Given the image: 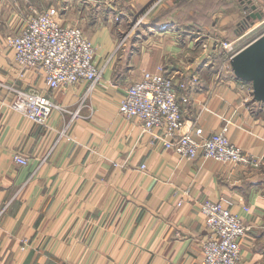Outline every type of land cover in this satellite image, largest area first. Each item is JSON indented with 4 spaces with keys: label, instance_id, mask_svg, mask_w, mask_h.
<instances>
[{
    "label": "crops",
    "instance_id": "crops-1",
    "mask_svg": "<svg viewBox=\"0 0 264 264\" xmlns=\"http://www.w3.org/2000/svg\"><path fill=\"white\" fill-rule=\"evenodd\" d=\"M252 2L264 11V0ZM49 6L93 43L102 68L96 83L49 92L41 74L16 63L6 36ZM246 7L247 0H0V264H198L207 198H224L243 219L237 264H264V97L229 58L264 35L253 32L264 16L243 28ZM159 64L176 83L196 77L185 89L179 133L203 139L225 127L257 165L188 159L119 113L129 84ZM5 84L49 94L60 106L44 123L32 121L11 108ZM16 152L28 163L16 162Z\"/></svg>",
    "mask_w": 264,
    "mask_h": 264
},
{
    "label": "built area",
    "instance_id": "built-area-1",
    "mask_svg": "<svg viewBox=\"0 0 264 264\" xmlns=\"http://www.w3.org/2000/svg\"><path fill=\"white\" fill-rule=\"evenodd\" d=\"M57 14V8L49 6L30 16L20 30L6 36L16 63L22 70L34 69L41 74L49 92L79 81L96 83L101 78L102 68L96 62L93 43L79 26L61 23ZM124 39L119 40V46ZM214 41L232 49L230 41L217 38ZM234 55L232 52L229 58ZM189 79L194 81L196 77H181L176 83L161 64L153 70H144L126 88L118 111L127 119L137 118L143 129L151 132L163 146L188 159L212 158L229 164L257 165L254 156L246 154L229 139L225 127L203 139L194 137L189 131L179 133L184 123L181 104L188 100L185 89ZM5 87L12 95L11 108L32 121L44 123L51 109L60 106L49 94L36 89L14 84H5ZM195 131L200 133L201 128ZM13 158L20 164L28 163L27 157L19 152L14 153ZM225 201L224 198H207L200 205L208 232L198 264H237L239 260L240 238L245 225L240 215L225 206ZM244 210L249 211V207L244 206Z\"/></svg>",
    "mask_w": 264,
    "mask_h": 264
},
{
    "label": "water",
    "instance_id": "water-1",
    "mask_svg": "<svg viewBox=\"0 0 264 264\" xmlns=\"http://www.w3.org/2000/svg\"><path fill=\"white\" fill-rule=\"evenodd\" d=\"M250 12L247 18H261L264 11L258 9L252 0H247ZM246 7V8H247ZM232 68L237 76L253 82L255 94L264 97V35L231 58Z\"/></svg>",
    "mask_w": 264,
    "mask_h": 264
},
{
    "label": "rangeland",
    "instance_id": "rangeland-1",
    "mask_svg": "<svg viewBox=\"0 0 264 264\" xmlns=\"http://www.w3.org/2000/svg\"><path fill=\"white\" fill-rule=\"evenodd\" d=\"M115 20H116V17H115ZM117 20H119V19H117ZM134 23H136L135 21H134ZM134 23H133V25H134ZM264 30V19H263V21H262V23L260 24V26L259 27H257L256 28V30L255 31H253L254 33H258V32H261V31H263ZM128 31V30H127ZM127 31H125L124 32V36L123 37H125L126 35V33H127ZM120 37H122V35H120L119 36V38L117 39V42H116V49H118L119 48V44H118V42H119V40H120ZM208 47H209V44H208ZM232 47H233V45H232ZM225 49H226V47H224ZM227 50H228V48H227ZM112 55H110L109 57H111Z\"/></svg>",
    "mask_w": 264,
    "mask_h": 264
},
{
    "label": "trees",
    "instance_id": "trees-1",
    "mask_svg": "<svg viewBox=\"0 0 264 264\" xmlns=\"http://www.w3.org/2000/svg\"><path fill=\"white\" fill-rule=\"evenodd\" d=\"M243 24H244V26H243V28H244V27H247V26H249L250 22H249V21H247V19H246L245 23H243Z\"/></svg>",
    "mask_w": 264,
    "mask_h": 264
},
{
    "label": "bare ground",
    "instance_id": "bare-ground-1",
    "mask_svg": "<svg viewBox=\"0 0 264 264\" xmlns=\"http://www.w3.org/2000/svg\"><path fill=\"white\" fill-rule=\"evenodd\" d=\"M189 81H190V79H189ZM191 82V81H190Z\"/></svg>",
    "mask_w": 264,
    "mask_h": 264
}]
</instances>
